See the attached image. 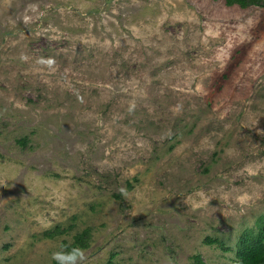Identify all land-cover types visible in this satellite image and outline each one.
I'll return each mask as SVG.
<instances>
[{
	"label": "rangeland",
	"instance_id": "1",
	"mask_svg": "<svg viewBox=\"0 0 264 264\" xmlns=\"http://www.w3.org/2000/svg\"><path fill=\"white\" fill-rule=\"evenodd\" d=\"M262 131L264 7L0 0V264H237Z\"/></svg>",
	"mask_w": 264,
	"mask_h": 264
},
{
	"label": "trees",
	"instance_id": "2",
	"mask_svg": "<svg viewBox=\"0 0 264 264\" xmlns=\"http://www.w3.org/2000/svg\"><path fill=\"white\" fill-rule=\"evenodd\" d=\"M228 6H239L242 8L264 7V0H225ZM258 232L247 231L237 244V264H264V220H261ZM45 236L53 238L52 232H46ZM90 230L86 229L73 238L72 244L88 249L90 241ZM215 243V242H214ZM63 244H68L65 242ZM223 250L227 251L224 246ZM194 264H206L200 256L194 257Z\"/></svg>",
	"mask_w": 264,
	"mask_h": 264
},
{
	"label": "clouds",
	"instance_id": "3",
	"mask_svg": "<svg viewBox=\"0 0 264 264\" xmlns=\"http://www.w3.org/2000/svg\"><path fill=\"white\" fill-rule=\"evenodd\" d=\"M48 63L52 64L54 61L49 60ZM120 192L122 195L126 194V190L123 188L120 189ZM198 195H202V193H198ZM51 259L55 261L56 264H85L88 257L84 248L69 243L61 245L58 250L53 251L51 253Z\"/></svg>",
	"mask_w": 264,
	"mask_h": 264
}]
</instances>
